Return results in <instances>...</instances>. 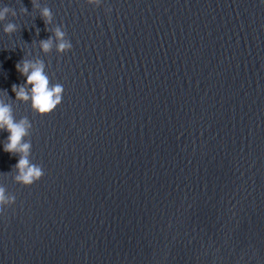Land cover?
Returning a JSON list of instances; mask_svg holds the SVG:
<instances>
[{"label": "water", "instance_id": "95a60500", "mask_svg": "<svg viewBox=\"0 0 264 264\" xmlns=\"http://www.w3.org/2000/svg\"><path fill=\"white\" fill-rule=\"evenodd\" d=\"M3 5L0 92L43 175L16 184L0 150V264H264V0ZM43 7L69 52L39 51ZM23 58L63 84L46 115L14 99Z\"/></svg>", "mask_w": 264, "mask_h": 264}, {"label": "clouds", "instance_id": "9594fccd", "mask_svg": "<svg viewBox=\"0 0 264 264\" xmlns=\"http://www.w3.org/2000/svg\"><path fill=\"white\" fill-rule=\"evenodd\" d=\"M84 2L92 7H98L102 0H84ZM31 4L34 12L39 7L38 0H31ZM105 11L110 12L111 8L108 7ZM19 12L26 13V9L22 6ZM16 14L11 7L0 6V33L8 35L17 31L15 23H4L7 15L16 16ZM38 15L46 26V30L51 32L46 39L37 42L39 51L47 54L54 49L58 55L69 52L72 49V43L67 38L63 24L47 28L53 22L50 8L43 7ZM14 68L24 77L23 84L11 85L15 100L27 102L30 110L36 115H46L61 103L63 84L50 83V74L46 71V65L42 59L23 58L14 65ZM7 97V91L0 92V131L7 133L5 141L0 145V150L16 156L14 164L16 174L13 176V181L21 186H30L43 175L42 167L30 160L31 141L24 139L29 135L32 123L27 117H21L19 120L14 118L11 105L5 102ZM15 200V195L8 193L4 185L0 184V211L14 205Z\"/></svg>", "mask_w": 264, "mask_h": 264}]
</instances>
